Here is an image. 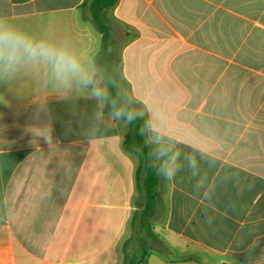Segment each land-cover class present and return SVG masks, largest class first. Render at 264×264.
Returning <instances> with one entry per match:
<instances>
[{
  "label": "crops",
  "instance_id": "crops-1",
  "mask_svg": "<svg viewBox=\"0 0 264 264\" xmlns=\"http://www.w3.org/2000/svg\"><path fill=\"white\" fill-rule=\"evenodd\" d=\"M85 2L0 0L5 27L79 68L0 59V264H123L134 235L139 159L104 100ZM105 14L108 63L160 164L163 245L144 264H264V0H117Z\"/></svg>",
  "mask_w": 264,
  "mask_h": 264
},
{
  "label": "trees",
  "instance_id": "trees-1",
  "mask_svg": "<svg viewBox=\"0 0 264 264\" xmlns=\"http://www.w3.org/2000/svg\"><path fill=\"white\" fill-rule=\"evenodd\" d=\"M14 1L24 2L28 0ZM116 1L117 0H86L84 5L89 9L90 20L102 35L100 50L96 55L95 61L98 70L106 81L111 107L131 128V132L125 137L123 145L126 150L135 152L139 159L136 182L144 204L142 209L134 215L132 227L133 229L136 227L144 229L148 239L161 244L158 236L152 231L150 222L152 213L161 196L162 179L160 164L156 161L155 150L147 144L144 138L143 121L128 105L121 87V78L109 65L107 58L111 40L105 9L113 6ZM132 238L124 243L126 257L123 264H144L149 252L148 245L144 238L139 240L140 245L139 248L136 249L137 255L134 256L132 261H129L131 254L129 255L127 250L128 244Z\"/></svg>",
  "mask_w": 264,
  "mask_h": 264
},
{
  "label": "clouds",
  "instance_id": "clouds-1",
  "mask_svg": "<svg viewBox=\"0 0 264 264\" xmlns=\"http://www.w3.org/2000/svg\"><path fill=\"white\" fill-rule=\"evenodd\" d=\"M23 56L31 60L44 59L55 62L58 76L67 72H78L79 68L71 57L64 52H58L48 45L34 42L22 33L13 31L0 22V59H6L9 64L18 62ZM90 83V81H88ZM170 175V173H166Z\"/></svg>",
  "mask_w": 264,
  "mask_h": 264
},
{
  "label": "rangeland",
  "instance_id": "rangeland-1",
  "mask_svg": "<svg viewBox=\"0 0 264 264\" xmlns=\"http://www.w3.org/2000/svg\"><path fill=\"white\" fill-rule=\"evenodd\" d=\"M88 12V11H87ZM104 100H105V102H106V104H108V105H110L111 104V102H110V95H109V92L107 91V89H104ZM136 202L138 203V204H140L141 205V207H140V209L139 210H141L142 209V207H143V202H142V200H141V196H140V194L138 195V200H136ZM161 203L160 204H157V206L155 207V209H154V212H155V215H154V217L151 219V224L153 223V222H157L158 220H160L161 218H162V215H163V201H160ZM136 227V226H135ZM141 238H144L145 240H146V243H147V245H148V251H150V252H152V251H158V250H155L158 246H157V243L156 242H154V241H151L150 239H148L147 237H146V231L144 230V229H142V228H139V227H136L135 229H134V235H133V238L131 239V241L129 242V244H128V250H127V252L129 253V255L131 254V257H130V260L129 261H132L133 260V258H134V256H136L137 255V251H136V249H138L139 248V240L141 239ZM161 245H163V243L161 242ZM155 248V249H154ZM173 251V250H172ZM173 253L174 254H171V255H175V256H177L178 254L175 252V251H173ZM174 256V257H175Z\"/></svg>",
  "mask_w": 264,
  "mask_h": 264
}]
</instances>
